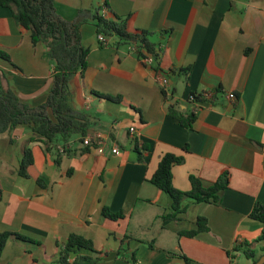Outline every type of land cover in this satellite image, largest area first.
I'll list each match as a JSON object with an SVG mask.
<instances>
[{
  "label": "crops",
  "instance_id": "0c3cea01",
  "mask_svg": "<svg viewBox=\"0 0 264 264\" xmlns=\"http://www.w3.org/2000/svg\"><path fill=\"white\" fill-rule=\"evenodd\" d=\"M54 7L66 21L84 10L80 42L89 52L83 73L70 80L71 104L89 115L87 136L99 135L104 145L85 146L74 137L64 150L59 142L55 163L54 151L32 141L33 164L23 178L18 169L30 129L0 133V232L29 238H9L0 264H55L71 233L106 252L96 264H187L184 258L237 264L236 245L264 248V240L256 242L264 222L250 217L255 204L264 205V0H55ZM96 7L109 18L127 17L130 31L164 30L153 38L163 50L159 69L139 60L129 43L115 45L113 37L100 43L91 17ZM0 52L8 56H0V88H10L26 106L42 105L54 64L45 44L33 45L2 6ZM160 77L168 79L167 98ZM215 89L216 98L197 109L190 128L169 115V105L186 113L191 93ZM166 153L183 156L172 167L180 191L190 189L189 175L209 185L227 170L218 202L185 197L181 219H166L171 198L149 181ZM102 207L122 217L106 218ZM198 216L209 229L180 234Z\"/></svg>",
  "mask_w": 264,
  "mask_h": 264
},
{
  "label": "trees",
  "instance_id": "16d2710c",
  "mask_svg": "<svg viewBox=\"0 0 264 264\" xmlns=\"http://www.w3.org/2000/svg\"><path fill=\"white\" fill-rule=\"evenodd\" d=\"M55 0H0V6L9 8L16 22L29 31L30 41L33 45L42 42L47 47V54L52 60L53 86L46 101L39 106L29 107L23 104L18 96L10 88H0V133L11 131L17 126H25L30 129L31 136L26 140L22 158L19 163L18 174L23 178H28V168L33 164V154L28 144L32 141H40L46 153L58 150V144L67 149V143L71 138L77 137L83 143L87 136L90 117L87 113L76 111L71 104V91L69 83L74 74L83 73L86 68V57L89 50L81 45L80 26L87 22L84 17V10H80L78 18L74 21L61 19L55 13ZM101 7H96L92 13L97 35L113 37L115 45L129 43L135 49L134 52L139 60L152 57L154 70L159 69V62L162 55V48L153 38L160 32L138 29L130 31L128 29L127 17L114 16L109 18L103 15ZM0 56L8 59L5 53L0 52ZM185 72V71H183ZM220 90L215 89L212 97L207 99L203 92L191 93L193 100L188 99L189 110L182 113L176 105H169V115L176 119L180 125L190 128L196 117V111L202 104L212 103ZM96 95L118 100L119 97H112L93 91ZM165 98L171 95L170 86L161 88ZM198 103V107L194 105ZM69 148V147H68ZM135 148L138 150V142L135 141ZM86 148L81 149V152ZM139 151V150H138ZM68 152V151H67ZM55 163H59L56 153ZM142 160L141 157H139ZM183 156L173 153L164 154L149 178V181L166 192L171 198V213L166 219H181V214L186 211L182 205L185 197L193 199L195 202L216 203L219 200L220 192L227 188L229 182V172L224 170L212 184L205 185L203 181L194 175H189L190 189L186 192L176 189L173 185L172 167L183 162ZM37 183L42 185V178L37 179ZM101 213L104 217L116 220L122 217L120 212H112L107 207H102ZM250 217L263 223L264 205L255 204ZM209 229L205 217L198 216L194 222V228L183 230L180 234L192 237L200 232ZM9 238L29 239L11 231L0 232V255ZM264 240V232L257 238L256 242ZM262 254H264V248ZM233 251H239L244 257L254 264L259 257L251 244L245 242L236 245ZM101 252L95 249L90 238L71 233L64 243L59 247L58 258L55 264H96ZM187 264H192L188 258H184Z\"/></svg>",
  "mask_w": 264,
  "mask_h": 264
},
{
  "label": "built area",
  "instance_id": "2783aa9c",
  "mask_svg": "<svg viewBox=\"0 0 264 264\" xmlns=\"http://www.w3.org/2000/svg\"><path fill=\"white\" fill-rule=\"evenodd\" d=\"M97 39L102 44H106L107 43V38L104 37L103 35H97ZM132 48H133V50L135 49L133 46H132ZM142 61L144 63H146V64H151L153 62L152 57L143 58ZM159 83H160L161 88H167L169 86V82H168V79L166 77H160L159 78ZM203 93H204V96L207 99H210L212 97V92H210V91L203 92ZM227 96L229 98H234L235 97L234 93H232V92H229L227 94ZM188 99L193 100V96H189ZM194 105L196 106L195 108L198 107L197 106L198 103L194 102ZM129 132L132 133V134L135 133V128L133 126H130L129 127ZM83 144L85 146L90 145V144H96V145L102 146V145H104V142L99 137V135H97V136H94V137H91V136L85 137L84 140H83ZM111 150H112L113 153H118V147L117 146L112 147Z\"/></svg>",
  "mask_w": 264,
  "mask_h": 264
},
{
  "label": "rangeland",
  "instance_id": "374dc122",
  "mask_svg": "<svg viewBox=\"0 0 264 264\" xmlns=\"http://www.w3.org/2000/svg\"><path fill=\"white\" fill-rule=\"evenodd\" d=\"M262 248H263V245L256 247V252H257L256 256L257 257H259V255L262 254V252H263ZM235 261L237 262V264H251V260L245 258L242 254L237 256Z\"/></svg>",
  "mask_w": 264,
  "mask_h": 264
},
{
  "label": "water",
  "instance_id": "95a60500",
  "mask_svg": "<svg viewBox=\"0 0 264 264\" xmlns=\"http://www.w3.org/2000/svg\"><path fill=\"white\" fill-rule=\"evenodd\" d=\"M264 263V254H262L254 264H263Z\"/></svg>",
  "mask_w": 264,
  "mask_h": 264
}]
</instances>
